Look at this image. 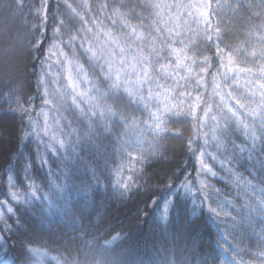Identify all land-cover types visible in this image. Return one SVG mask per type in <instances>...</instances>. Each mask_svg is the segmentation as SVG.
<instances>
[{
	"label": "trees",
	"instance_id": "obj_1",
	"mask_svg": "<svg viewBox=\"0 0 264 264\" xmlns=\"http://www.w3.org/2000/svg\"><path fill=\"white\" fill-rule=\"evenodd\" d=\"M67 2L73 7L87 4L95 9L90 16L101 26V40L104 39V31L124 35L128 31L122 28L126 17L132 25L140 24L137 16L146 17L144 24L147 27L152 23L154 14L145 10L144 0ZM150 2L170 5L181 0ZM228 2L232 5L239 3L243 7L239 10L225 9V25L221 26L222 32L229 33L224 37L225 43L233 48L247 47L251 50V45L262 34L256 25L264 23V15L257 16V13L262 12L264 0ZM24 3L38 6L40 0H24ZM47 3V26L35 18V7L31 12L25 8L23 13L0 10V205H3L0 213L4 214L0 218V230H3L0 231V237H8L5 248L0 249V257L7 251L8 258L19 260L17 251L20 241L31 240L29 247H37L47 253L42 264H57V261L63 264L65 258L71 259L72 256L81 261L87 257L88 264H99L100 261H106L107 264H199L201 260H207L208 264H223L224 257L219 255L217 244L227 248L226 240L239 253L235 255L230 250L236 264H264V223H261L264 217L250 212L251 208H256L264 200V192L261 191L264 188V175L258 171L259 161L264 156L252 153L250 160L249 153L233 151L232 145L223 137H218L219 142L211 139L207 128L199 127L183 116L167 115L165 123L170 132L156 135L154 139V133L148 127L152 125L150 112L157 111L154 101H149L147 108L144 103H133L127 110L135 125L132 121H128V127L109 124L105 131L97 132L92 144L84 145L82 150L77 148L74 155L69 156L64 149L59 152L45 149L44 145L49 143L59 148L61 140L71 145L86 130L79 121V113L73 114L68 109L71 97L59 98L66 83L63 80L66 72L60 64L64 57L60 51H70L66 46L68 35L63 36V42L55 41L58 48H52L55 26L51 13L56 12L59 19H67L70 10L66 8L65 0H47ZM77 10L83 15L80 8ZM167 11L161 9L162 13ZM167 18L164 16V20ZM112 20H116L115 26ZM78 28L80 24L77 22L71 33L77 42L80 40L76 32ZM92 38L95 39L94 36ZM38 40L41 42L40 52L33 47ZM195 52L194 49L189 56H195ZM203 55L214 57L215 50H206ZM38 56L39 60L46 61L43 71ZM196 58L202 60L203 56ZM162 62L167 64V61ZM181 63L184 61L181 60ZM175 67L173 61L168 73L176 75L173 71ZM214 70V67L210 69ZM150 74L156 75L151 70ZM179 75L185 73L181 71ZM38 76L42 81L39 88ZM205 79L210 81L211 76ZM157 83L165 85L159 89L162 109V93L170 92L175 82L171 76L161 73ZM157 83L150 86L153 96L158 94ZM179 84L182 86L184 81L180 80ZM147 87L145 96L148 95ZM184 91L185 97L182 99L187 103V93L191 92L194 102L196 91L191 86ZM199 94L202 97L201 107L205 99L214 108L219 103L218 100L213 101L211 87L199 89ZM45 99L51 102L46 104ZM124 99L127 101L126 96ZM61 104L64 106L61 107ZM18 106L31 112V139L20 137L17 131L20 127L19 116L13 117V111ZM197 116H203L199 108ZM69 123L71 128L65 127ZM133 126L140 128L144 134L140 136L139 133L131 132L129 129ZM172 133H179L180 136L174 137ZM205 133L208 135L207 144L203 139ZM138 136L140 142L136 143ZM189 139L193 141L192 149L196 150V155H192L188 147ZM232 139L241 146L242 142L247 141L239 128L233 132ZM129 143L131 147L126 146ZM259 147L257 142L258 152ZM201 151L206 153L202 159L216 172L215 177L201 172ZM149 152L153 155L149 156ZM212 156L216 159L213 160ZM42 159L45 161L43 164ZM253 160L256 161L255 165ZM29 162L30 166L25 172V164ZM9 167L14 170L6 172ZM65 176L68 178L65 179ZM9 177L12 178L11 184ZM96 177H99V182ZM186 181H192L196 187H200L201 182L211 185L208 191L213 193L212 199L216 200L211 207L217 208L219 217L208 218L209 201L205 202L202 218L199 208L193 214L191 195L186 198L180 213L169 214L168 221L161 219V211L153 213L152 200L161 197L172 200L176 188ZM124 184L131 187L121 197ZM168 184L175 185L171 192L165 191V185ZM33 193L37 198L32 199L30 204H24L25 198H31ZM42 193L55 200L56 210H49L39 199ZM181 193L183 201V189ZM195 203L199 205L200 200L197 199ZM8 207L13 208V214L7 213ZM24 208L28 209L27 223L20 219ZM191 221L197 222L195 230L188 227ZM9 226L12 232L6 231ZM113 236H120L121 239L105 251L101 246ZM69 252L72 256H69ZM212 256L217 259L213 261Z\"/></svg>",
	"mask_w": 264,
	"mask_h": 264
},
{
	"label": "snow or ice",
	"instance_id": "obj_2",
	"mask_svg": "<svg viewBox=\"0 0 264 264\" xmlns=\"http://www.w3.org/2000/svg\"><path fill=\"white\" fill-rule=\"evenodd\" d=\"M213 4L216 6L213 7ZM65 6L70 10L67 19H59L56 12L51 13V20L55 26L52 48L59 47L55 41L63 42L64 35H68L69 38L66 46L70 51L68 53L60 51V55L64 57L60 64L66 72V76L63 78L66 83L63 84V94H60L59 98L71 97L68 109L73 114L79 113V121L84 124L86 130L81 132L71 145H66L61 140L59 148L55 144L49 143L44 145L46 150L51 149L53 152H59L60 149H64L69 156L74 155L77 148L82 150L84 145L92 144V138L97 135V132L105 131L109 124L128 127V121H132V124L135 125L133 117L127 110L133 103H144L147 108L148 102L154 101L157 111L150 112L152 125L148 126L149 130L154 133V139L156 135L170 132L165 123L167 115L183 116L194 121L199 127L207 128L211 133V139L218 141V137H223L228 144L232 145L233 151H239L241 154L249 153L250 160H252V153L264 156V23L256 25L262 34L258 37L257 42L251 45V50L247 47L233 48L226 44L224 37L229 33L222 32L221 27L225 25V9L239 10L243 7L241 4L232 5L228 0H181V2L170 5H161L144 0L145 10L154 13L152 23L145 27L144 20L147 18L137 16V19H140V24L132 25L127 22L126 17L122 28L128 31L124 35L119 32L104 31L102 33L103 40H101L100 24L90 16V13L95 9L90 8L87 4H78L77 7H73L67 0H65ZM34 7L35 18L40 19L43 25L47 26L49 20L47 0H40L38 6L25 4L24 0H0V10L7 12L19 11L23 13L25 8L31 12ZM102 7H107V5ZM261 7L262 12L257 13L258 17L264 15V5ZM77 8L83 11V15ZM161 9H168V11L162 13ZM164 16L168 17L167 20H164ZM77 22L80 24V28L76 29L77 35L80 36L79 42L75 36L71 35ZM111 23L115 26L116 20H112ZM226 27L230 26L226 25ZM62 29L63 31H61ZM93 36L95 39L92 38ZM86 44L87 46H85ZM33 47L37 52H40L41 42L36 41ZM194 49L196 50L195 56L190 57L189 53H192ZM211 49L215 50L214 57L203 55L204 51ZM49 51L51 52V49ZM201 55L203 56L202 60L196 58ZM37 60H39V56ZM181 60L184 63H181ZM162 61H167V64ZM173 61L176 65L173 70L176 75L168 73V67ZM45 62V60H39L41 71H43ZM157 65H159L158 68ZM213 67L215 70L210 71ZM194 69L195 75H193ZM150 70L156 75H151ZM181 71L185 75H179ZM161 73L171 76L175 82V86L170 92L162 93V109L159 89L164 88L165 85L157 83V77ZM206 76H211V80H206ZM180 80L184 81L182 86L179 84ZM41 83L38 76V88ZM154 83H157L158 89L156 96L152 95L150 87ZM146 86H148L147 96L144 95ZM190 86L196 91L195 101L192 102V93L188 92L186 103L182 98L185 97L184 90ZM208 87L212 89L213 101H219L215 108L208 104L206 99L204 106L201 107L202 97L199 94V89ZM47 95L48 93L45 91V96ZM125 96L127 101L124 99ZM44 102L48 104L51 101L45 99ZM63 106L61 104V107ZM198 108L203 113L202 117L197 116ZM16 115L19 116L20 127L17 131L20 137L31 139L33 135L31 112L27 108L18 106L13 111V117ZM65 127L71 128V123L66 124ZM236 128H239L247 137V141L242 142L243 146L237 145L232 139ZM129 130L139 133L140 136L144 134L140 128L135 126L130 127ZM172 135L180 136L179 133H172ZM203 139L205 144L209 142L207 133L203 135ZM139 142L138 136L136 143ZM257 142L260 146L259 152L257 151ZM192 143L193 141L189 139L188 147L192 155H196V150L192 149ZM126 146L131 147V143ZM148 155L151 156L153 153L149 152ZM199 155L201 157V172L210 173L212 177H215L216 172L202 159L206 153L201 151ZM212 159L215 160L216 157L212 156ZM44 162L42 159L41 163ZM252 162L255 165L256 161ZM259 164V174L264 175V159H261ZM29 166L30 162L25 164V172L28 171ZM221 167L223 168V164ZM13 170L12 167H9L6 172ZM67 178L65 176V179ZM253 178L255 179V176ZM96 179L99 182V177ZM9 183H12L11 177H9ZM246 183L250 182L246 181ZM12 186L15 187L14 184ZM250 186L256 187L255 185ZM56 187L62 188V186ZM130 187L129 184H124L120 196L123 197ZM173 187L175 185H165V191L171 192ZM210 188L211 185L204 182H201L200 187H196L192 181H186L176 188L172 200H168L166 197L152 200V205H154L152 211L153 213L161 211V219L168 221L169 214L180 213L186 203V198L191 195L193 214L199 208L202 218L205 202L209 201L208 218L219 217L220 212L217 211V208L211 207V204L216 203V200L212 199L213 193L208 191ZM181 189H183L185 197L183 201L181 200ZM261 191L264 192V188ZM13 198L15 199V194ZM36 198L33 193L32 197H26L23 203L30 204L32 199ZM39 199L45 203L49 210H56L55 200L49 198L48 194L42 193ZM197 199L200 200L199 205L195 203ZM161 204H163L162 210ZM145 208L147 210V204ZM24 210L20 214V219L27 223L28 209L24 208ZM250 212L264 217V200H261L256 208H251ZM7 213L13 214V208L8 207ZM3 215L0 213V218H3ZM17 223L19 226V222ZM196 223V221L189 222L190 230H195ZM28 226L32 227L31 224ZM6 231L12 232L13 230L9 226ZM7 239L8 237H0V249L5 248ZM120 239V236H113L101 247L107 251L108 246L115 244ZM31 243V240L20 241L17 251L19 260L8 258L7 251H5L4 256L0 257V264H42L47 253L40 248L29 247ZM225 243L227 248L217 244L219 255L224 257L223 264H236L235 256L230 254V250L235 255L239 253L232 244L226 240ZM69 256H72L71 252H69ZM53 259L56 258L53 257ZM216 259V256H212L213 261ZM57 264L60 262L57 261ZM63 264H88V259L86 257L84 261H81L72 256L71 259L65 258ZM99 264H107V262L100 261ZM199 264H208V262L201 260Z\"/></svg>",
	"mask_w": 264,
	"mask_h": 264
}]
</instances>
